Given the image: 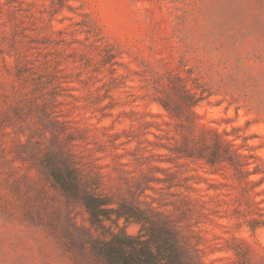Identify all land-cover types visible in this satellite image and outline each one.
Wrapping results in <instances>:
<instances>
[{
  "label": "rangeland",
  "instance_id": "rangeland-1",
  "mask_svg": "<svg viewBox=\"0 0 264 264\" xmlns=\"http://www.w3.org/2000/svg\"><path fill=\"white\" fill-rule=\"evenodd\" d=\"M151 228L264 264V0H0V264H109Z\"/></svg>",
  "mask_w": 264,
  "mask_h": 264
},
{
  "label": "trees",
  "instance_id": "trees-1",
  "mask_svg": "<svg viewBox=\"0 0 264 264\" xmlns=\"http://www.w3.org/2000/svg\"><path fill=\"white\" fill-rule=\"evenodd\" d=\"M53 176L67 195L77 196L80 193V184L76 177L68 179L59 174ZM83 199L93 224L99 226L105 220H111L109 212L112 209L105 206L107 201L94 195L85 196ZM122 216L127 218V213H116L117 219ZM143 230L146 228L141 232ZM100 250L109 264H183L174 242L164 240L152 228L151 232L138 235L113 234L111 239L102 243Z\"/></svg>",
  "mask_w": 264,
  "mask_h": 264
}]
</instances>
